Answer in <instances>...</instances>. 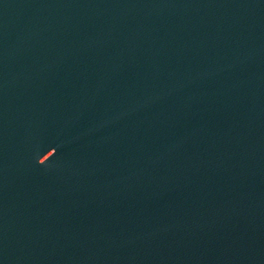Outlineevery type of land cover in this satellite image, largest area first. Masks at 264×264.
I'll return each mask as SVG.
<instances>
[{"label":"water","instance_id":"obj_1","mask_svg":"<svg viewBox=\"0 0 264 264\" xmlns=\"http://www.w3.org/2000/svg\"><path fill=\"white\" fill-rule=\"evenodd\" d=\"M166 0H0V261L117 98Z\"/></svg>","mask_w":264,"mask_h":264}]
</instances>
